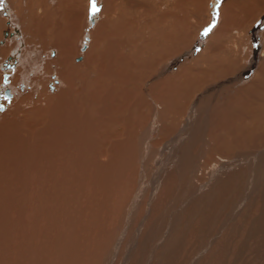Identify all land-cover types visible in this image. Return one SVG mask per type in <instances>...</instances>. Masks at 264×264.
I'll list each match as a JSON object with an SVG mask.
<instances>
[{"label":"bare ground","instance_id":"6f19581e","mask_svg":"<svg viewBox=\"0 0 264 264\" xmlns=\"http://www.w3.org/2000/svg\"><path fill=\"white\" fill-rule=\"evenodd\" d=\"M96 3L0 0V264H264V0Z\"/></svg>","mask_w":264,"mask_h":264},{"label":"snow or ice","instance_id":"6c2138e0","mask_svg":"<svg viewBox=\"0 0 264 264\" xmlns=\"http://www.w3.org/2000/svg\"><path fill=\"white\" fill-rule=\"evenodd\" d=\"M220 3V0H216V4L214 7H218ZM99 12V8L97 7V3L96 0H92L91 3V15L94 17L97 13ZM218 15V13L213 14V23L211 25H209L207 28L204 29V31L201 33V35L203 36H208L209 33L211 32L212 28L215 27V20H216V16ZM7 79V78H5ZM5 99H7V97H5ZM2 107H0V111H2Z\"/></svg>","mask_w":264,"mask_h":264},{"label":"rangeland","instance_id":"374dc122","mask_svg":"<svg viewBox=\"0 0 264 264\" xmlns=\"http://www.w3.org/2000/svg\"><path fill=\"white\" fill-rule=\"evenodd\" d=\"M97 1V0H96ZM212 1L213 0H209V3H210V5H209V9L210 10H212V11H214L215 9H214V6L215 5H212ZM91 3H92V0H90V6H89V11H88V15L90 16V18H92V15H91ZM213 3H215V1L213 2ZM99 6V3H97V7ZM99 8V7H98ZM213 22L212 21H210V23L209 24H207V26H205L203 29H201L200 30V33H199V35H198V37H197V40H195L193 43H194V45L192 46V47H197V48H200L201 50H202V48H201V46H202V44H197L198 43V38L200 37V38H206L207 36H203V35H201V33L204 31V29L205 28H207L209 25H211ZM91 27V26H90ZM213 29V28H212ZM196 42V43H195ZM83 48V47H82ZM82 48H81V50H82ZM192 52H194V54L197 52V50L195 49V50H192ZM78 61V60H77Z\"/></svg>","mask_w":264,"mask_h":264}]
</instances>
